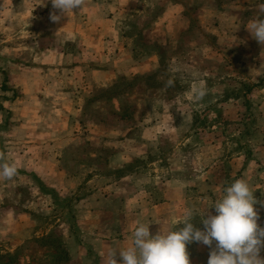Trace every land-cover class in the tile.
Returning a JSON list of instances; mask_svg holds the SVG:
<instances>
[{
    "label": "rangeland",
    "instance_id": "374dc122",
    "mask_svg": "<svg viewBox=\"0 0 264 264\" xmlns=\"http://www.w3.org/2000/svg\"><path fill=\"white\" fill-rule=\"evenodd\" d=\"M178 1L180 38L169 0H83L57 22L51 0H0V164L17 168L0 264L119 262L139 223L177 231L191 210L203 229L237 179L264 227V46L249 53L224 13L241 26L256 0ZM214 248L189 243L190 264Z\"/></svg>",
    "mask_w": 264,
    "mask_h": 264
},
{
    "label": "clouds",
    "instance_id": "9594fccd",
    "mask_svg": "<svg viewBox=\"0 0 264 264\" xmlns=\"http://www.w3.org/2000/svg\"><path fill=\"white\" fill-rule=\"evenodd\" d=\"M51 4L59 10V15H51V20L57 22L61 15L69 17L74 10H80L83 0H51ZM247 29L264 44V19L253 20ZM205 94L201 87L196 97L199 99ZM16 173L14 165L0 164V179L11 180ZM256 203L248 182L237 179L213 204L215 214L204 215L203 229L191 222V210L185 213L184 226L177 231L153 234L149 225L139 223L133 230L130 246L119 250V262L114 252L110 264H190L189 243L211 246L214 241L215 248L210 252L208 264H264V258L259 255L264 247V227L258 224Z\"/></svg>",
    "mask_w": 264,
    "mask_h": 264
},
{
    "label": "crops",
    "instance_id": "0c3cea01",
    "mask_svg": "<svg viewBox=\"0 0 264 264\" xmlns=\"http://www.w3.org/2000/svg\"><path fill=\"white\" fill-rule=\"evenodd\" d=\"M249 3H251V0H249ZM206 9V5H204ZM211 6L214 7V12H217L221 10V6L218 2L211 3ZM250 6H247L246 9V17H244L245 23L241 26H238L236 24V21L238 20V15H233L230 12V9L233 8L232 5H226V10L224 13L229 16L231 24L234 28L233 31L238 32L239 34L237 37H239L241 40L247 39V48H249V53L251 54H261V50H259V47L264 46V44H261L251 35L249 30L247 29V26L253 21L257 19H264V2L261 0H256L255 6L251 7V10H248ZM186 8L185 4L183 2H179L178 0H169V37L171 38H180L181 33L185 34L188 31L189 28V19L187 18ZM250 14V15H249ZM243 18V15L240 16ZM167 19V18H166ZM187 21V23H186ZM182 22V23H181ZM216 35L218 40H224V38L234 39L235 36L232 35V31L230 34H226L224 28H217L216 29ZM153 58V57H151ZM259 66L256 67L257 70ZM255 66L253 65V69ZM118 244L122 243V241H117Z\"/></svg>",
    "mask_w": 264,
    "mask_h": 264
}]
</instances>
